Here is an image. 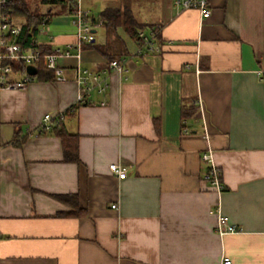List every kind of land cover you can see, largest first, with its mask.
I'll return each mask as SVG.
<instances>
[{"label":"crops","instance_id":"1","mask_svg":"<svg viewBox=\"0 0 264 264\" xmlns=\"http://www.w3.org/2000/svg\"><path fill=\"white\" fill-rule=\"evenodd\" d=\"M209 2L200 21L173 0L147 1L134 16L158 27V50L135 54L121 37L124 69L73 111L74 58L59 60L64 81L0 91V264H264V0ZM53 22L49 47L75 41L67 18ZM85 44L80 65L108 69ZM65 111L77 162L52 131L37 134L45 113ZM208 150L220 192L203 179ZM217 208L237 232L217 231Z\"/></svg>","mask_w":264,"mask_h":264},{"label":"built area","instance_id":"2","mask_svg":"<svg viewBox=\"0 0 264 264\" xmlns=\"http://www.w3.org/2000/svg\"><path fill=\"white\" fill-rule=\"evenodd\" d=\"M9 0H0V91L3 89L23 88L34 80L35 75L27 72V66H33L38 70L41 63L45 69L52 72L53 79L56 81H64L67 76L63 68L59 65L62 57H70L76 59L75 80L78 85V93L76 103H84L92 93L105 95L108 89V76L110 71L121 72L126 64L125 58L112 59L108 63V69L91 70L82 67L80 64V48L85 43H92L97 40V29L103 26L100 19L92 17L90 11L82 5V0H62L73 3L70 12L61 14L67 18L69 23L75 28V41L67 43L63 47H49L54 41L51 34L50 23L54 21V1L47 0L41 6H44L45 13L40 17L37 34L29 39L27 44L18 42L22 32L23 20L16 16L13 9L8 5ZM210 0H173V4L179 10L195 9L202 21L211 14ZM43 11V12H44ZM158 34V27L151 26L146 29L139 28L136 31V51L140 54L144 49L158 50L154 45V38ZM45 37V39H39ZM41 47H48L42 52ZM101 105L105 104L103 99ZM63 112L52 114L45 113L42 117L41 124L37 131L47 129L55 118L61 117ZM201 159L209 164L207 172L203 175V179L208 181L216 191L223 190L224 185L221 182V172L212 163V154L208 150L201 155ZM110 171L118 178L124 179L128 175V169L119 163H110ZM112 208L117 207L116 204L111 205ZM218 214L217 231L220 234L234 233L238 231L235 225L228 223L226 216L222 215L220 209H215ZM229 258H222L219 264H231Z\"/></svg>","mask_w":264,"mask_h":264},{"label":"trees","instance_id":"3","mask_svg":"<svg viewBox=\"0 0 264 264\" xmlns=\"http://www.w3.org/2000/svg\"><path fill=\"white\" fill-rule=\"evenodd\" d=\"M47 2V0H9L8 5L13 9L16 16L23 20V27L21 35L19 36L18 42L27 44L29 39L37 34L38 25L40 23V17L46 11H41L40 6ZM73 8V3L66 1H54V15H61L66 12H70ZM97 19L102 20L103 27L106 34V42L103 45L96 44L95 42L87 43L86 46L97 51L100 55L107 58L109 61L112 59H119L122 55L118 50V45L124 42L118 33V29L121 28L125 33L132 39L136 40V31L139 28L144 27V24L138 21V19L132 13L129 5L121 7L120 5L106 6L98 15ZM84 45V46H85ZM48 47H41L42 52H45ZM119 51V52H118ZM52 78V72L45 69L43 64L38 65L37 73L34 76L36 80H50ZM85 103V102H84ZM84 103H75L70 107L69 110H74L77 106ZM67 113L63 112L61 117H57L50 123L47 129L43 128L38 131L37 134L52 131L61 141L63 150V159L65 161H78L77 154V136L68 133L62 121V118ZM72 203L76 204L75 195L72 197ZM78 209L76 208V211Z\"/></svg>","mask_w":264,"mask_h":264},{"label":"rangeland","instance_id":"4","mask_svg":"<svg viewBox=\"0 0 264 264\" xmlns=\"http://www.w3.org/2000/svg\"><path fill=\"white\" fill-rule=\"evenodd\" d=\"M147 1L149 0H82V5L87 8L90 11V14L92 15V17L94 18H98L99 13L101 12V10L104 8V6L106 4H115V5H120L121 7L125 6V5H129L130 9L132 10V13L136 16L139 17V13L142 11V9L146 6ZM113 5V6H115ZM45 7L44 6H40V10L44 11ZM56 23V22H55ZM62 24V23H60ZM67 27V29L70 32L75 33V28L70 25V24H65ZM50 29H51V34L54 36L57 33V29H59V27L54 24V22L50 23ZM59 31V30H58ZM98 34L99 37L102 36L103 34V29L99 28L98 29ZM118 33L120 34V36L122 38H128L129 36L125 33V31L121 28L118 29ZM39 39H45V37H39ZM99 41V40H97Z\"/></svg>","mask_w":264,"mask_h":264},{"label":"water","instance_id":"5","mask_svg":"<svg viewBox=\"0 0 264 264\" xmlns=\"http://www.w3.org/2000/svg\"><path fill=\"white\" fill-rule=\"evenodd\" d=\"M26 70H27V72H28L29 74H31V75H35V74H36V68L33 67V66H27V67H26Z\"/></svg>","mask_w":264,"mask_h":264}]
</instances>
